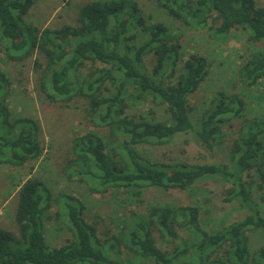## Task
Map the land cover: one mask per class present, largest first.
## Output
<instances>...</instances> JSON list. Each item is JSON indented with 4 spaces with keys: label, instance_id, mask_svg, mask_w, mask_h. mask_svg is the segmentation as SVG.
<instances>
[{
    "label": "trees",
    "instance_id": "16d2710c",
    "mask_svg": "<svg viewBox=\"0 0 264 264\" xmlns=\"http://www.w3.org/2000/svg\"><path fill=\"white\" fill-rule=\"evenodd\" d=\"M153 1L195 29L217 22L215 38L247 32L250 52L237 71L238 80L250 89L264 78V8L254 0ZM34 3L0 0V51L19 63L40 55L33 68L40 71L41 91L64 106L84 99L92 122L105 130L72 140L62 171L70 182L84 184L93 193L126 191L139 199L145 187L186 191L215 179L229 186L224 202H236L246 213L208 230L200 206L156 204L146 213L131 212L117 237L100 240L95 225L85 220L80 200L68 194L53 198L41 179L29 177L16 192L18 236L0 228V264H130L120 261L118 245L151 264H264V242L255 248L249 236L260 233L264 238V116L246 118L239 96L224 92L215 93L207 108L194 116L189 99L207 76L206 59L191 54L183 60L179 37L170 36L163 23L145 19L133 0L87 3L76 26L59 29L24 23ZM148 55L155 60L151 70L144 62ZM86 63L101 67L79 80ZM174 74L176 79L170 81ZM8 86L0 73V164L22 167L38 161L42 147L36 123L12 116L6 104ZM148 101L165 106L167 119L131 113ZM235 120L240 127L225 163L164 164L139 153L141 146L159 147L189 135L213 154L224 144L226 126ZM52 202L60 209L55 220L62 214L70 233V240L54 248L46 243L43 228L52 220L46 216ZM157 239L171 241L173 248L161 249Z\"/></svg>",
    "mask_w": 264,
    "mask_h": 264
},
{
    "label": "rangeland",
    "instance_id": "374dc122",
    "mask_svg": "<svg viewBox=\"0 0 264 264\" xmlns=\"http://www.w3.org/2000/svg\"><path fill=\"white\" fill-rule=\"evenodd\" d=\"M118 0H35L23 18L24 23L44 29H59L63 26H76L80 9L90 2H109ZM140 7L145 19L163 23L170 36L179 37L182 59L197 54L207 61V76L199 89L190 99L192 114L198 116L204 111L213 95L224 92L226 95L237 94L244 102L243 114L246 118L264 116V78L258 85L247 89L238 80L237 71L248 57L250 44L247 32L234 31L227 38H215L213 29L217 22H209L205 28H192L183 21L171 18L166 10L153 0H133ZM258 7L264 8V0H254ZM20 24V28H21ZM22 30V29H20ZM24 34L25 31H23ZM41 59L35 54L24 62L8 60L4 50L0 51V73L9 82L6 104L15 118H26L38 126V138L42 147V155L38 161H29L22 167L0 164V228L18 236L14 223L16 208V192L29 177L41 179L49 189L53 198L68 194L82 202L85 220L95 225L100 240L117 237L118 232L127 223L131 212L146 213L152 205L184 206L198 205L201 208V221L208 230L220 228L242 219L246 213L236 202H224L225 190L229 187L220 180H207L196 185L193 190L163 191L152 187L141 190L142 196L136 199L133 194L120 191L98 194L91 192L86 185L70 182L64 175L63 168L71 156L72 140L88 132H101L92 122L88 113V104L82 98H76L67 106L56 100H49L39 86L40 71L33 68L34 59ZM40 60V61H41ZM147 70H151L155 60L152 55L144 58ZM99 64L86 63L80 70L79 80L100 68ZM170 74L168 70L167 75ZM174 74L170 81L176 79ZM131 113H142L153 116L157 120L167 119L165 106L155 105L148 101L135 107ZM152 114V115H151ZM240 127L238 120L226 126L224 144L214 153L201 148L189 135H178L170 143L159 146H141L140 154L146 159L164 164L189 163L207 164L225 163L228 147L236 138ZM33 168V171H31ZM58 205L51 203L46 216L52 220L44 222V239L50 248L60 247L70 240V233L60 214ZM253 247L258 248L264 242L260 233L249 234ZM163 250L173 248L171 241L156 243ZM118 245V244H117ZM120 261L130 264H151L133 258L126 250L117 246Z\"/></svg>",
    "mask_w": 264,
    "mask_h": 264
}]
</instances>
